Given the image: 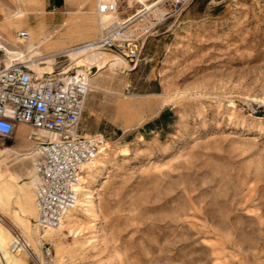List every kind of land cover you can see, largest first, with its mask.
<instances>
[{"label":"rangeland","instance_id":"374dc122","mask_svg":"<svg viewBox=\"0 0 264 264\" xmlns=\"http://www.w3.org/2000/svg\"><path fill=\"white\" fill-rule=\"evenodd\" d=\"M98 1L0 0V23L17 7L28 11L13 34L36 29L29 53V39L0 42L59 72L86 52L74 45L97 36ZM160 1L119 0V15ZM159 20L132 70H88L81 128L106 148L84 178L77 233H44L51 264H264V0H189ZM7 54L0 47V67ZM27 130L0 137V219L36 258L12 251L0 225V264L41 257ZM10 146L22 155L3 151Z\"/></svg>","mask_w":264,"mask_h":264},{"label":"built area","instance_id":"2783aa9c","mask_svg":"<svg viewBox=\"0 0 264 264\" xmlns=\"http://www.w3.org/2000/svg\"><path fill=\"white\" fill-rule=\"evenodd\" d=\"M118 1L96 5V13L106 19L100 22L97 36L74 45V49H107L134 65L159 19L177 12L189 0H161L149 7L140 3L141 7L126 16L119 15L124 6ZM158 7L165 13L160 17L154 13ZM18 36L24 39L28 33L18 31ZM89 89V78L76 68L61 78L58 74L38 76L23 62L0 67V137L12 138L19 125L28 127L25 138L35 156L29 183L37 211L35 225L42 234L58 228L65 213L77 205L83 178L97 164L106 144L101 134L87 135L81 128ZM12 235V251L27 249L28 255L36 258L20 231L12 229ZM39 238L41 257L37 263L51 264V243L43 236Z\"/></svg>","mask_w":264,"mask_h":264},{"label":"bare ground","instance_id":"6f19581e","mask_svg":"<svg viewBox=\"0 0 264 264\" xmlns=\"http://www.w3.org/2000/svg\"><path fill=\"white\" fill-rule=\"evenodd\" d=\"M99 2H101V1H99ZM98 17H99V25H100V22H104L106 17L105 16H99V15H98ZM30 34L34 35V34H32L30 32V33H28V36ZM28 36L26 38H24V39H27V40L29 39L27 44H26V47H25L27 53H29V51L32 49V44L34 42L33 41L34 38L31 39V38H28ZM16 38L18 40H24V39H22V38H20L18 36V33L16 34ZM0 47H3L5 49L6 53H10V54H7V60H8L7 62H9V64H7L6 66H9L10 64H12L14 62H23L30 69H32V71H34L38 76H47V75H54V74L57 75L58 74L59 77L63 78L64 74L67 73V71H69L72 68H76L78 73H82L84 78H87L88 77V70H90L91 67H96L97 68V70H96L97 72L102 70L105 67H108L110 69H113V70H116L118 72H121L122 74L133 69L132 66H129V64L126 61V59H124L122 56H120L119 54H117V53H115L113 51L108 52L110 50L103 49V48H94V49H90V50H84V48H79V49H75V50H84L86 52H82L78 56H76L75 58L71 59V61L62 70H60L59 72H49L48 70H50V66H45V67H43L42 70L41 69L38 70L32 65V61L25 59V57H22V58L21 57H19V58L14 57L13 54H17L18 53L17 51L10 50V49L4 47L1 44V42H0ZM18 56H20V55H18ZM20 58H21V60H20ZM89 87H90V84H89ZM22 126H25V125H22ZM25 127H27V126H25ZM27 129H28V127H27ZM105 148L106 147H104V150H105ZM3 151L4 152H11L12 154H15L17 156L22 155V152H20L19 150L15 149L12 146L6 147ZM90 170L91 169H89L88 171H90ZM87 173H86V175H87ZM86 175H85V177H86ZM84 178H83V184L79 188V198H78V201H77V205L74 208L68 210L65 213V215H64V217L62 219V222H61V224L59 225L58 228L44 231V233H46V235L48 237H50V238L54 237V238H59L60 239V236L65 235V231H67V233H71V234H76L77 233V231L74 230V228H73V225L75 223V221H74L75 220V215H76V213H78L79 207L82 204V199H83V197H85L87 195V191H88V189H87L88 186L84 185V183H85ZM86 183H87V181H86ZM36 213H37V211H36ZM0 223H1L0 225H3L4 227H6L2 223L1 219H0ZM22 227H23V231L26 233V235H28L29 234V227H30L29 223L28 222H24L22 224ZM6 228L8 229V231L10 233H12L10 228H8V227H6ZM35 230H36V233L38 234L39 237L40 236H44V233L42 234L38 230V228H36ZM39 243H40V239H39L38 244ZM0 246L3 247L2 238H0ZM25 252L29 253V251L27 249H26Z\"/></svg>","mask_w":264,"mask_h":264},{"label":"crops","instance_id":"0c3cea01","mask_svg":"<svg viewBox=\"0 0 264 264\" xmlns=\"http://www.w3.org/2000/svg\"><path fill=\"white\" fill-rule=\"evenodd\" d=\"M53 3V5H59V0H49ZM102 1H107V0H102ZM99 2V1H98ZM98 4V3H97ZM38 10H36L37 12ZM28 14V11L27 10H23L21 9L20 7H17L12 13L8 14L6 16V18H4L5 22H2L0 23V31H1V34H0V37L2 38V40L5 42V43H10L12 42V40H18L16 38V34L18 33V31H26L28 33L30 32H34L36 34V29H27V30H21V29H18L14 32V34L11 32L10 30V27H11V24H14L15 22H21V21H24L25 18H26V15ZM38 30V28H37ZM60 41H65V44L66 43H71V41L73 42H76V40H74L73 38H65V39H61L60 38ZM22 125H19V127L17 128V130L21 127ZM25 127V126H24ZM27 128V127H25ZM33 151V150H32ZM36 218V217H35Z\"/></svg>","mask_w":264,"mask_h":264}]
</instances>
